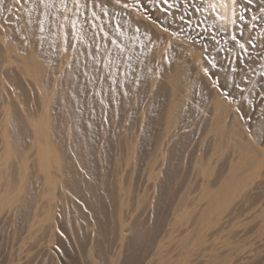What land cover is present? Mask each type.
<instances>
[{"label": "bare ground", "instance_id": "bare-ground-1", "mask_svg": "<svg viewBox=\"0 0 264 264\" xmlns=\"http://www.w3.org/2000/svg\"><path fill=\"white\" fill-rule=\"evenodd\" d=\"M151 1L174 32L131 0H0V198L20 220L0 241L4 264L17 250L23 264H264V89L243 63L250 31L228 69ZM209 2L211 21L237 25L236 0ZM157 52L167 63L155 67ZM50 194L67 206L61 224Z\"/></svg>", "mask_w": 264, "mask_h": 264}, {"label": "rangeland", "instance_id": "rangeland-1", "mask_svg": "<svg viewBox=\"0 0 264 264\" xmlns=\"http://www.w3.org/2000/svg\"><path fill=\"white\" fill-rule=\"evenodd\" d=\"M131 1H133L132 3L135 4L134 6L133 5L132 6L138 9L139 15H142L141 17H144L154 26H160L158 27L160 31L159 30L157 31L159 32L163 31L166 33L174 32V30L170 29L171 24L170 22H168L171 20L169 19L167 20L166 17L161 16L163 14L158 13L157 6L151 0H131ZM209 1L208 0H165L166 4H165L164 15L166 16L174 15L175 16L174 21L176 25L178 24L175 31L181 35L185 43L190 42V43H195L200 46H207V45L215 46L220 52V54L222 55L220 57V60L223 59V61L228 62L227 63L228 69L236 68L235 66H232V65H235L238 61L237 57L233 56L235 55L234 49L236 47L237 42L240 40L241 35L244 32V30L246 28L249 29L250 31L249 43L250 44L243 52L247 56V57L245 56V58L243 59V63H245V66H246L245 69L250 73L252 77L255 78L258 87L260 89L261 88L264 89V85H263L264 84V0H236L237 5H238V10L235 15H238V23L236 26L234 27L230 26L229 28L221 24L219 25V23L217 24L213 20L211 21V18H209V15L210 17H214V15H217V13L214 10H213L214 12L213 11L210 12L211 8L213 9L212 7L213 5L210 4ZM240 17H243V19L241 20ZM167 24H169V26ZM162 53L163 52H160V53L157 52L155 53L156 55L153 56L154 58L152 60V63L155 67L160 66L161 63L166 62L164 59V55ZM174 68L169 70V74L171 76H174V73L176 74ZM173 70L174 72H172ZM30 77L33 78L32 75ZM232 84L234 85L232 87L237 88V90L240 93L244 90L243 87H240L239 78L234 77ZM228 85L229 84L224 85L223 91L226 92L225 94L229 93V91L227 90L229 89ZM1 87H3V81H1L0 79V88ZM259 92L260 90L256 92V97L254 98V102L256 104L260 103L264 99V96H263L264 93H261V92L259 93ZM38 96L39 95L37 94V98ZM235 96L236 95L234 96L232 95V97H234V100H232L233 103L238 102V100L235 99ZM199 122H200L199 119H197L196 123L198 124ZM127 124L128 125L126 126L127 128L126 130L131 129L130 128L131 126H129L130 123H127ZM237 127L240 128V126H237ZM135 131L132 133H135ZM243 133H244V136L248 135L250 138L254 137L251 134V132L247 133L244 129H243ZM135 136H136V133H135ZM255 140L257 144L259 143L261 145L262 141L264 143V139L262 138L261 139L255 138ZM132 141H133V138H132ZM197 158L199 162L202 159L201 155L198 156ZM198 173L197 171L192 172L193 176L192 178H190L191 182H193V180L198 183L202 181L201 179L202 173L200 172V175ZM52 195L53 194H50V196L53 198V201L59 203V209L62 211L61 217L59 218V223L61 224L64 222V219L62 218L64 217V207H67V206L66 205L64 206L63 202L59 200L58 197H56L55 195L54 196ZM40 203H41V199H39L38 201V204ZM14 212H15L14 206L4 205L2 199L0 198V235H1L0 241L2 240L9 241L13 239L14 238L13 236H15L16 231H18L19 229L18 223H20L19 222L20 220L18 221V219L14 218L15 216ZM74 214H77V213L74 212L73 215ZM47 218H49V216H47ZM43 223H44L43 220L42 222L37 221L35 224V227L41 226L43 225ZM60 224L58 227L60 232L66 234L65 229L61 227ZM50 234L51 232H49L46 237L49 238ZM9 250H10V247H8V244L6 247L0 248V264L2 263L4 264V262L6 261ZM27 255L28 253L17 250V252L13 255L14 262L13 263L11 262L10 264H21V263L23 264L27 259L26 258ZM33 264H35V262Z\"/></svg>", "mask_w": 264, "mask_h": 264}, {"label": "snow or ice", "instance_id": "snow-or-ice-1", "mask_svg": "<svg viewBox=\"0 0 264 264\" xmlns=\"http://www.w3.org/2000/svg\"><path fill=\"white\" fill-rule=\"evenodd\" d=\"M63 2H64V0H62V3H63ZM74 2L76 3L77 8H79V7L81 6V0H74ZM93 15H95V13H93ZM240 19L242 20L243 17H240ZM241 47H243V46L241 45Z\"/></svg>", "mask_w": 264, "mask_h": 264}]
</instances>
